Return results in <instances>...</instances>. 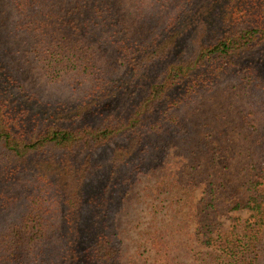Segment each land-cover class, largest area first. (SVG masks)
<instances>
[{"label": "trees", "instance_id": "trees-1", "mask_svg": "<svg viewBox=\"0 0 264 264\" xmlns=\"http://www.w3.org/2000/svg\"><path fill=\"white\" fill-rule=\"evenodd\" d=\"M131 1L0 0L9 34L26 57L40 63L49 80L71 87L88 84L86 97H81L75 107L66 103L46 105L28 92L11 63L0 29V148L16 163L0 173V188L19 171L36 172L34 179L28 175L21 180L23 191L0 190V264H120V239L113 230L112 206L120 190L141 169L122 164L142 150L144 138L148 140L150 133H165V126L168 134L188 142L182 108L209 89L216 78L236 67L241 54L264 44V0H189L194 5L192 10L183 17L179 14L178 20L176 14L168 18L170 32H157L150 41L141 42L124 33L118 16ZM167 1L157 0L159 10ZM1 22L0 18L3 28ZM182 35L181 39L194 41L193 50L186 57L177 54L168 60L173 46L177 43V49L180 45L176 37ZM96 47L121 59L123 73L113 88L108 86L109 79L95 56ZM164 63L158 73L145 71L146 66ZM119 88L122 91L117 94ZM137 89L144 94L130 109L122 108L117 116L105 112L101 125L86 120L85 114L94 105L107 99L115 103L124 92ZM126 134L132 136L131 142L113 160L105 177L95 173V179H100L96 185L87 176V166H55L53 158L48 166L42 161L30 166L27 161L43 150L67 154L81 144L95 147ZM244 140L249 144L253 141L254 146L264 144L258 136ZM151 142L153 148L158 147ZM247 166L244 185L250 194L244 205L236 207L251 211L252 220H245L241 236L221 232L213 237L215 223L208 218L213 187L208 186L195 208L196 236L207 248L215 244L223 247L225 264H261L264 193L254 158ZM59 175H63L62 185ZM60 204L62 254L52 237Z\"/></svg>", "mask_w": 264, "mask_h": 264}, {"label": "rangeland", "instance_id": "rangeland-1", "mask_svg": "<svg viewBox=\"0 0 264 264\" xmlns=\"http://www.w3.org/2000/svg\"><path fill=\"white\" fill-rule=\"evenodd\" d=\"M167 3L159 10L157 0L127 2L126 9L118 11L124 33L138 42L150 41L157 32H170L171 28L166 27L170 15H178L175 17L178 20L179 14L183 17L188 9L194 8L189 0H168ZM0 18L3 27L0 29L11 63L29 93L38 96L48 106L66 103L71 108L79 103L81 97H86L87 83L71 87L49 80L40 63L26 57L9 34L3 11ZM183 35L176 37L180 45L177 49V43L173 46L168 60L177 54L186 57L193 50L194 41L187 37L181 39ZM95 50V56L109 79L108 86L113 88L114 84H119L123 73L121 59L105 53L100 47ZM236 63V67L216 78L209 89L202 95H195V101L182 108V119L189 130L186 134L188 142L168 134L165 126V133H150L148 140L144 138L142 150L140 148L122 164L141 166V169L120 190L112 206L113 230L120 239V264H225L223 247L215 244L213 248H207L195 234V208L208 186L214 188V193H211L213 207L208 215L215 223L213 237L221 232L241 236L245 220H252L251 211L236 206L244 205L250 194L244 182L245 170L252 158L257 162L255 167L264 193V144L254 146L253 141L249 144L244 140V137L253 139L257 136L264 139V44L251 53L241 54ZM165 64L146 66L145 71L158 73ZM121 89L116 93L119 94ZM139 89L134 93L124 92L121 100L115 103H111L113 99H107L101 105H94L85 114L86 120L97 126L101 125L105 112L120 115L119 110L130 109L144 94ZM94 108L97 111L92 116ZM131 140L130 134L117 135L104 145L81 144L67 154L43 150L30 155L27 161L32 163L30 166L40 161L48 166L53 158L55 166H87V176L94 179L96 185L100 179H95V173L100 178L105 177L113 166V160L124 152ZM151 140L158 143L157 148H153ZM3 153L0 148V173L11 169V164L16 165ZM35 174L34 170L25 174L19 171L6 184L2 182L0 190L10 189V193H19L25 188L21 180L28 175L34 179ZM61 177L58 176L60 185L63 183ZM95 191L97 188L92 189V193ZM57 208L61 211H58V221L53 222L56 227L52 228V237L53 241L57 240L62 254L64 246L59 217L63 210L61 204ZM259 239V258L264 264V225Z\"/></svg>", "mask_w": 264, "mask_h": 264}]
</instances>
